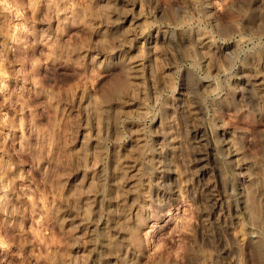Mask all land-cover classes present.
<instances>
[{
    "label": "rangeland",
    "instance_id": "obj_1",
    "mask_svg": "<svg viewBox=\"0 0 264 264\" xmlns=\"http://www.w3.org/2000/svg\"><path fill=\"white\" fill-rule=\"evenodd\" d=\"M0 264H264V0H0Z\"/></svg>",
    "mask_w": 264,
    "mask_h": 264
}]
</instances>
